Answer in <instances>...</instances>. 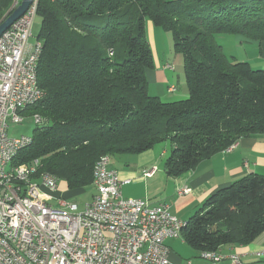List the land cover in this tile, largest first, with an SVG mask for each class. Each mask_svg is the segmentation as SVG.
Masks as SVG:
<instances>
[{"label":"trees","instance_id":"obj_1","mask_svg":"<svg viewBox=\"0 0 264 264\" xmlns=\"http://www.w3.org/2000/svg\"><path fill=\"white\" fill-rule=\"evenodd\" d=\"M0 0V22L16 7ZM38 84L44 97L32 142L12 165L39 160L67 189L92 185L103 155L140 154L172 143L173 177L238 140L264 134V69L228 57L216 36L264 41V0H38ZM172 34L184 53L189 96L150 95L154 59L147 22ZM264 232V175L250 173L210 195L181 236L198 250L246 245Z\"/></svg>","mask_w":264,"mask_h":264},{"label":"built area","instance_id":"obj_2","mask_svg":"<svg viewBox=\"0 0 264 264\" xmlns=\"http://www.w3.org/2000/svg\"><path fill=\"white\" fill-rule=\"evenodd\" d=\"M37 7L34 0L0 37V264H172L167 240L176 238L181 219L170 212L168 204L125 198L123 181L110 168L111 156L97 160L92 182L96 192L83 211L56 195L60 181L40 171L39 160L18 165L14 171L4 170L14 146L32 142L26 135H9L10 123L25 121L19 101L32 99L34 104L37 91H43L33 85L42 47L39 41L30 42ZM169 90L176 87L171 85ZM25 91H32V98H25ZM32 118L42 121L36 114ZM5 176L16 177L20 187L7 188ZM188 191L184 187L179 193ZM200 256L214 264L225 259L243 264L238 254L218 249L213 256L202 251Z\"/></svg>","mask_w":264,"mask_h":264},{"label":"crops","instance_id":"obj_3","mask_svg":"<svg viewBox=\"0 0 264 264\" xmlns=\"http://www.w3.org/2000/svg\"><path fill=\"white\" fill-rule=\"evenodd\" d=\"M147 24L150 36L153 37L156 28L152 21H148ZM217 37L218 35L216 39ZM223 40L225 43L220 44L228 57L248 62L255 69H264V41H251L241 35H235L233 40L228 37ZM167 65L168 62H165L160 69L151 71L153 80L156 77L164 78L165 71L168 70ZM171 85L176 86L170 83L168 91L177 92V86L175 91L169 90ZM150 88L148 89L150 95L158 96L150 92ZM162 154H166V151L164 150ZM120 156L119 159L111 158L110 168L116 170L122 179L121 190L125 198L146 200L151 205L168 204L173 215L187 221L218 189L250 173L264 175V134L245 136L232 148L201 160L193 170L178 177L167 174L165 165L161 164L154 148L140 154ZM150 170H154L153 175L145 176V172ZM127 180L129 182H125ZM61 184L66 187L64 193L67 192L66 183L60 181L59 193ZM184 187L190 191L179 193ZM167 244L170 247L169 260L172 264H214L213 261L202 258L200 256L202 250L192 247L183 237L169 239ZM218 250L223 254H238L243 264H264V232L249 244H226ZM261 252L263 253L260 254ZM217 264L233 262L225 259Z\"/></svg>","mask_w":264,"mask_h":264},{"label":"rangeland","instance_id":"obj_4","mask_svg":"<svg viewBox=\"0 0 264 264\" xmlns=\"http://www.w3.org/2000/svg\"><path fill=\"white\" fill-rule=\"evenodd\" d=\"M20 1L21 0H19V2ZM40 25L41 18L40 16H36L32 29V37L30 38L31 43L36 42V37L39 32ZM154 27L156 29L154 31L153 37H151L148 24L146 26V35L150 42L154 59V68L150 69L147 72L148 83L150 81V83L148 84V89L151 87L150 92H154L153 94L158 95L161 100L165 102L185 99L189 96V86L185 74L184 53L175 50L172 34L170 32L164 31L163 29L155 25ZM234 36L235 35L220 33L218 34L217 40L219 43L224 44L225 41L223 39L228 37L230 40H233ZM165 62H168L170 67L167 71H165L166 74L164 75V78L161 79L159 77H156L155 80H153V73L151 71L154 72L160 69L162 64H164ZM170 83L176 84L178 88L177 92L170 93L168 91V85ZM37 124L38 123L34 122L33 118L29 115V117H27L21 124L10 123L9 135L12 137H20L21 135L31 136ZM153 148L154 151L157 152V157L160 160L161 164L165 165L168 156L171 154L172 143L169 141H162L157 143ZM164 150L166 151V154H162ZM119 157H121L120 154L111 156L113 160L116 158L119 159ZM61 187V193H59L58 190L56 195L63 197L70 203L77 204L78 211H83L85 209L86 204L92 199L93 195L96 192V189L93 185L85 186L82 189H67V192L65 193L64 190L66 187L64 188L63 184H61ZM51 204L56 206L57 202L53 201L51 202Z\"/></svg>","mask_w":264,"mask_h":264},{"label":"bare ground","instance_id":"obj_5","mask_svg":"<svg viewBox=\"0 0 264 264\" xmlns=\"http://www.w3.org/2000/svg\"><path fill=\"white\" fill-rule=\"evenodd\" d=\"M18 0H15V4ZM35 4H38V0H35ZM33 85L39 86L38 84V75H37V69H34V78H33ZM45 93L44 91H37V102L40 101L44 97ZM25 98H32V91H25ZM32 104V99H25L24 101H19V109L22 110L26 108L27 106ZM37 119H42V117L38 114H36ZM38 124H41L42 121H37ZM28 138H32L31 136H28ZM26 146V143H19L16 144L12 150V153H9L6 156V159L4 161V170L5 171H14L17 166L12 165V160L16 156V154ZM5 185L7 188H19L20 187V180L16 179V177L13 176H5ZM186 224V221L181 220L178 228L176 229V238L182 237L181 232L182 228ZM206 256H213L214 250H204L202 251Z\"/></svg>","mask_w":264,"mask_h":264},{"label":"water","instance_id":"obj_6","mask_svg":"<svg viewBox=\"0 0 264 264\" xmlns=\"http://www.w3.org/2000/svg\"><path fill=\"white\" fill-rule=\"evenodd\" d=\"M34 0H21L16 7L0 22V37L30 7Z\"/></svg>","mask_w":264,"mask_h":264}]
</instances>
